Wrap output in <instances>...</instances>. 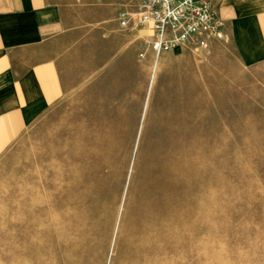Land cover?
<instances>
[{
  "label": "rangeland",
  "instance_id": "374dc122",
  "mask_svg": "<svg viewBox=\"0 0 264 264\" xmlns=\"http://www.w3.org/2000/svg\"><path fill=\"white\" fill-rule=\"evenodd\" d=\"M82 29L0 158V264H264V63L226 31L142 59L113 16Z\"/></svg>",
  "mask_w": 264,
  "mask_h": 264
},
{
  "label": "crops",
  "instance_id": "0c3cea01",
  "mask_svg": "<svg viewBox=\"0 0 264 264\" xmlns=\"http://www.w3.org/2000/svg\"><path fill=\"white\" fill-rule=\"evenodd\" d=\"M247 57L264 63V0H211ZM128 0H0V158L65 94L63 65L84 24ZM124 31V30H122ZM142 41L145 30L126 32Z\"/></svg>",
  "mask_w": 264,
  "mask_h": 264
},
{
  "label": "built area",
  "instance_id": "2783aa9c",
  "mask_svg": "<svg viewBox=\"0 0 264 264\" xmlns=\"http://www.w3.org/2000/svg\"><path fill=\"white\" fill-rule=\"evenodd\" d=\"M122 30H145L139 58L206 48L223 37L225 20L211 0H128L118 14Z\"/></svg>",
  "mask_w": 264,
  "mask_h": 264
},
{
  "label": "bare ground",
  "instance_id": "6f19581e",
  "mask_svg": "<svg viewBox=\"0 0 264 264\" xmlns=\"http://www.w3.org/2000/svg\"><path fill=\"white\" fill-rule=\"evenodd\" d=\"M125 201V200H124Z\"/></svg>",
  "mask_w": 264,
  "mask_h": 264
}]
</instances>
